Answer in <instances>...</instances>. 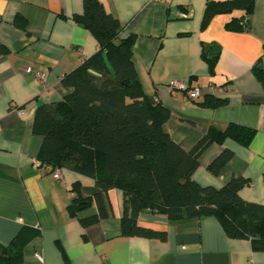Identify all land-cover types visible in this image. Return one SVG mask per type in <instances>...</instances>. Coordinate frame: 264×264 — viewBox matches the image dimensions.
<instances>
[{
    "label": "crops",
    "instance_id": "1",
    "mask_svg": "<svg viewBox=\"0 0 264 264\" xmlns=\"http://www.w3.org/2000/svg\"><path fill=\"white\" fill-rule=\"evenodd\" d=\"M100 1L119 20L122 34L135 36L137 79L146 94L170 109L164 129L175 142L188 150L209 128L253 129L247 144L230 136L209 144L199 155L194 180L220 187L241 176L239 195L264 204V88L252 72L257 61L264 69V0H254L249 26L241 31L225 26L243 16L239 8L213 15L201 28L207 0ZM82 4L0 0V44L7 49L0 54V243L35 233L23 246L22 260L13 264H264V250L254 249L249 238L227 236L215 216L170 220L144 210L137 224L163 232L164 238L120 235L123 194L116 188L104 194L107 216L100 221L80 222L95 214L93 204L69 214L77 192L86 197L99 189L74 170L63 168L55 179L45 166L35 165L42 138L32 124L37 105L57 102L71 91L61 77L98 48L72 17L82 12ZM203 45L219 49L212 70L201 56ZM171 80L200 86L203 93L195 100L171 95ZM210 95L227 101L211 108L199 104ZM224 149L232 156L214 174L208 166Z\"/></svg>",
    "mask_w": 264,
    "mask_h": 264
},
{
    "label": "trees",
    "instance_id": "2",
    "mask_svg": "<svg viewBox=\"0 0 264 264\" xmlns=\"http://www.w3.org/2000/svg\"><path fill=\"white\" fill-rule=\"evenodd\" d=\"M253 3L207 0L201 28L213 15L239 8L243 16L232 17L225 26L231 31L244 30L249 26ZM72 17L89 30L98 48L61 77V83L71 91L57 102L37 105L32 124L33 133L42 138L39 165L74 170L92 178L99 189L86 197L77 192L67 207L69 214L93 204L95 214L80 222L87 226L100 221L107 216L104 194L116 188L123 194L120 235L164 238L163 232L137 224L144 210L162 213L170 220L215 216L227 236L249 238L254 249L264 250V204L239 195L245 179L233 175L215 187L201 185L193 178L199 155L209 144L226 136L247 144L253 129L236 124L224 130L209 128L190 149H184L164 129L170 109L146 94L137 79L132 61L135 36L122 34L119 20L100 0H83L82 12ZM202 47L201 56L212 70L219 49ZM6 52L0 44V54ZM252 72L264 88V69L259 61ZM226 101L210 95L199 104L211 108ZM231 156L232 152L224 149L209 170L218 173ZM34 235L28 230L9 244L0 243V264L20 262L24 244Z\"/></svg>",
    "mask_w": 264,
    "mask_h": 264
},
{
    "label": "built area",
    "instance_id": "3",
    "mask_svg": "<svg viewBox=\"0 0 264 264\" xmlns=\"http://www.w3.org/2000/svg\"><path fill=\"white\" fill-rule=\"evenodd\" d=\"M181 16H185L183 12H180ZM85 58H80V63H83ZM26 72L30 73L32 69L30 67H27L25 69ZM36 76L40 79H43L44 75L42 72H36ZM168 91L171 95H175L176 93H184L188 99H196L201 96L203 93V88L200 86H190L187 81L184 80H171L167 83ZM209 91H212L214 88L212 86L207 88ZM218 91L221 90V88L217 89ZM214 91V90H213ZM35 165H39V161L36 159L34 160ZM47 170H49L52 173V176L55 179L61 178V168L58 167H52L51 165H43Z\"/></svg>",
    "mask_w": 264,
    "mask_h": 264
}]
</instances>
